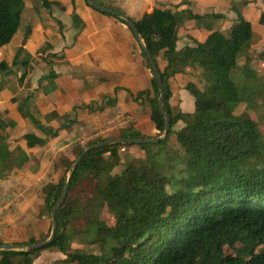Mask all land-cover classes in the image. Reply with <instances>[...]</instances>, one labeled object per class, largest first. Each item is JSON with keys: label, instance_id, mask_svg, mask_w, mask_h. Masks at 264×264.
Wrapping results in <instances>:
<instances>
[{"label": "trees", "instance_id": "1", "mask_svg": "<svg viewBox=\"0 0 264 264\" xmlns=\"http://www.w3.org/2000/svg\"><path fill=\"white\" fill-rule=\"evenodd\" d=\"M38 1L44 9L56 6L64 11L59 2ZM22 9L23 0H0V47L17 32ZM98 12L117 19L131 32L121 16ZM236 13L228 36L214 29L213 22L221 17L216 13L199 15L190 9L155 7L132 20L162 79L163 109L169 116L167 135L156 143L138 144L144 154L142 161L121 163L119 149L128 144L120 142L86 152L74 169L73 165L68 168V191L56 211L52 241L29 250L25 247L46 240L49 234L41 240L29 237L13 241L16 249H0V264H32L42 249L52 248L62 255L52 264H264V132L246 110L236 113L241 103L247 110L264 113V74L259 76L253 68L254 58L249 52L251 24L240 12ZM70 16L78 29L84 27L74 10ZM187 19L209 33L203 41L190 38L191 46L177 50V29ZM259 22L264 23V13ZM138 51L148 85L131 97L140 105L147 104L153 131L147 135L127 126L119 129L117 139L156 138L163 133L158 81L139 44ZM187 68L199 74L184 84L194 109L181 112L171 106L169 78L185 74ZM7 69L1 60L0 73ZM232 73L242 77L241 84ZM46 77L48 80L39 86L45 95L57 87L53 71ZM117 89L103 96L99 106L91 102L85 107L89 112H102L114 106ZM34 99L30 91L12 97L11 102L43 136L38 141L40 145L78 123L74 109L71 115L55 111L42 115ZM53 120L57 127L50 124ZM179 121L182 126L175 130ZM16 126L13 120L5 121L0 116V179L16 170L37 173L40 169L41 152H27L20 145L11 147L8 135L2 133ZM107 139L113 138L89 140L75 159L85 147ZM157 155L160 158L156 160ZM255 158L260 159L257 164L253 163ZM120 164L121 170L112 174ZM67 179L63 176L46 187V213L50 214ZM82 179L86 180L85 186L77 189ZM79 192L86 194L83 204L76 195ZM79 210L85 213L81 219L84 226L74 229V236L69 228ZM104 210L107 219L101 218ZM74 237L97 246L99 251L72 247ZM225 245L231 253L224 251Z\"/></svg>", "mask_w": 264, "mask_h": 264}, {"label": "crops", "instance_id": "2", "mask_svg": "<svg viewBox=\"0 0 264 264\" xmlns=\"http://www.w3.org/2000/svg\"><path fill=\"white\" fill-rule=\"evenodd\" d=\"M48 1L59 2L64 11L56 6L44 9L38 0H23L19 28L10 42L0 47V61L3 60L8 66L6 71L0 73V116L5 121L13 120L17 125L16 128L8 127L3 133L9 129L20 132L22 143L17 142L15 145H20L27 152L42 154L51 141L67 131H76L78 124L79 129H83L82 126L94 125V128L89 130L91 133L86 130L81 132L85 136L95 133L92 131L97 128L96 132L101 133L102 137L116 138L119 129L127 126H133L143 134H151L153 130L148 119L147 104H133L131 97L132 93L147 87L148 75L138 51V42L127 26L94 10L85 0ZM98 1L122 10L131 20L151 12L155 7L190 9L199 15L216 13L221 17L213 22V27L221 31L231 28L235 23L237 13L232 10L250 17L245 18L250 24L251 18L255 20L257 16L256 9L259 12L264 11V0H246V6L241 9L224 0ZM72 10L84 23L82 29L73 25L70 16ZM252 26L253 23L249 52L254 58L253 66L257 67V74L263 75L264 23H258L255 29ZM208 33L203 27H196L195 21L185 20L177 29V50L186 45L191 46L190 38L203 41ZM50 71L56 74L57 87L45 95L39 86L48 80L46 76ZM14 74L16 76L13 80ZM195 74H199V71L192 72L187 68L185 74L178 73L169 78L172 91L171 106L181 112H192L194 109L193 98L184 89V84L188 80L194 81ZM29 76L32 78L30 91L35 95L34 104L42 115L50 111L71 115L74 109L78 121L70 128L60 130L56 137L43 146L38 143L43 136L38 130H27V126L32 124L19 115L15 103L11 102L12 97H19ZM115 87L118 89L114 106L105 108L102 112H89L85 107L87 104L92 102L94 106H99L101 98L112 95ZM50 124L53 127L58 126L55 120ZM181 126L179 121L174 125V129ZM143 155L141 151V154H138L139 159H142Z\"/></svg>", "mask_w": 264, "mask_h": 264}, {"label": "rangeland", "instance_id": "3", "mask_svg": "<svg viewBox=\"0 0 264 264\" xmlns=\"http://www.w3.org/2000/svg\"><path fill=\"white\" fill-rule=\"evenodd\" d=\"M224 1L229 4L233 3L235 7L239 9L246 6V0ZM232 11L236 13L235 10ZM256 12L257 16L255 20L254 18H251L253 29L257 27L258 23H260V15L264 13V11L259 12L258 9H256ZM243 18L250 19V17L245 16H243ZM230 29L231 28L224 30L223 33L228 36ZM253 68L256 73H258L257 67L253 66ZM233 75L234 74L232 73L233 79L240 83L242 77ZM15 76V74L12 75L13 80ZM259 76L261 75L259 74ZM31 80L32 78L29 76L19 97L27 92H30ZM9 81H11V79H9ZM197 84L200 85L198 81ZM134 103L136 102L133 101V104ZM243 104L244 105H239L237 107L236 113L239 114L246 110L251 117L257 119L259 127L264 132V113H258V110L256 111L254 109L247 110L246 104ZM146 107L148 106L146 105ZM79 126V124L78 127L76 126V131H67L61 137L51 141L44 148L40 169L37 173H29L25 170H16L4 179H0V244H11L13 241L24 240L29 237L41 240L44 239L46 235L50 234V214L44 211V196L46 187L51 183H56L63 176L67 179L69 176L68 168L73 165L78 150L81 149L89 140L94 138L101 139V133L96 132L97 128L94 129L95 131H92L95 133L88 134L87 136L81 133L82 131L85 132V130L90 132L89 130L93 129L94 125L91 127L82 126L83 129H79ZM27 127H29L27 130L34 129L37 132L33 126L29 125ZM99 127L101 128V125H99ZM23 130H25V127ZM3 134L8 135L11 147H14L17 142L22 143V138L20 139V132L9 129ZM141 151L142 149L138 146V144L126 145L125 148H122L119 152L121 163L128 161H142L143 158L139 159L140 157H138V154H141ZM159 158L160 155H157L155 159L157 160ZM259 161L260 159L255 158L253 163L257 164ZM121 168V164L116 166L112 170V174L119 172ZM85 183L86 180L82 179L79 185H77V189L84 187ZM76 195H80L82 198L80 202L83 204L86 194H81L79 192ZM83 215H85L83 210H79L75 213V218L72 220L71 227L69 228V233L71 235H74V229L84 226V222L81 220ZM107 216L108 214H106L104 210L103 213H101V218L107 219ZM71 245L72 247L84 249L90 252L99 251L97 246L87 244L84 239H81L80 237H74ZM224 251L226 253H231V249L226 245L224 247ZM61 257L62 255L55 248L42 249L33 259L32 264H52L54 260Z\"/></svg>", "mask_w": 264, "mask_h": 264}, {"label": "water", "instance_id": "4", "mask_svg": "<svg viewBox=\"0 0 264 264\" xmlns=\"http://www.w3.org/2000/svg\"><path fill=\"white\" fill-rule=\"evenodd\" d=\"M85 1L87 2V4L90 7L94 8L97 11H100V12H103L106 14H110V15L121 16L126 21V23H127L128 27L130 28L132 34L134 35L138 44L140 45V47L144 51L154 74L156 75V78L158 81V89H159L158 106H159L160 112L164 116V128H163L162 135L159 137H156V138H148V137L141 138V139H136V138L117 139V138H113V139L104 140V141L99 142V143L91 144V145L85 147L80 152V154L77 156V158L75 159V161L73 163L72 169L75 168V166L78 164V162L81 160V158L85 155V153L91 149L110 145L113 143H118V142H120L122 144L156 143L159 140L164 139L168 133V130H169V116L164 112V109H163L164 91H163L162 79L160 77L159 71L157 69L155 62L152 59L150 52L148 51V49L143 44V41L140 38L139 33H138L135 25L133 24L132 20L124 12H119V11L111 9V8L103 7L99 4H97L96 2H94L93 0H85ZM67 191H68V179L64 183V186H63V189H62V192H61L59 198L57 199V201L54 203V205L52 206V208L50 210L51 229H50V234H49L48 238L44 241L39 242V243L28 245L27 247H25L26 250L35 249V248H42L43 246H45L46 244H48L52 241V239L55 235L56 224H57V222H56V211L59 208V206L62 204V202L64 201V198L67 194ZM0 249H16V246H14L12 244H0Z\"/></svg>", "mask_w": 264, "mask_h": 264}]
</instances>
